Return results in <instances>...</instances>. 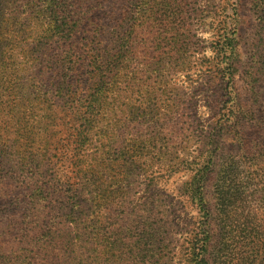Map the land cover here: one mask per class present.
<instances>
[{"label":"rangeland","instance_id":"obj_1","mask_svg":"<svg viewBox=\"0 0 264 264\" xmlns=\"http://www.w3.org/2000/svg\"><path fill=\"white\" fill-rule=\"evenodd\" d=\"M63 1L0 0V264H264V0Z\"/></svg>","mask_w":264,"mask_h":264},{"label":"trees","instance_id":"obj_2","mask_svg":"<svg viewBox=\"0 0 264 264\" xmlns=\"http://www.w3.org/2000/svg\"><path fill=\"white\" fill-rule=\"evenodd\" d=\"M54 1L57 4L58 10H60L64 14L65 13L64 9L66 8V5H65L64 1L63 0H54ZM58 20H64L63 24L59 23ZM47 24L49 26H51L54 34H56L57 30H61V28H63V26L66 27V25H67L66 17H65V15L58 16V14H57L56 18H54V20H49L47 22ZM88 63H89V65L91 67H94L96 70H100V68H101V66H99L97 64L96 58H95L94 55H92V57H90V59L88 60ZM106 67H107V65H106ZM99 92L100 91H99L98 87L95 85V86H93V92L90 95L91 96H95ZM224 186H225V184H224L223 180H222L221 183L217 184L216 191H218V195H223L224 194V191H223ZM192 245H195V244L193 243ZM206 247H207V244L205 243V239H204V241L201 242L200 244H198V246H196L195 248L205 252V251L208 250ZM188 249H189L190 252L194 250V249H192V247H189ZM198 256H199V252L196 254V257H198ZM196 257H195V255H193L190 261L193 262V263L195 262V264H208V261L206 260L205 256H201L200 259H197Z\"/></svg>","mask_w":264,"mask_h":264}]
</instances>
